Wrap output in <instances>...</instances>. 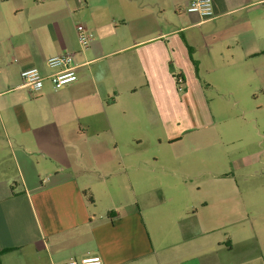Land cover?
<instances>
[{
    "label": "crops",
    "instance_id": "1",
    "mask_svg": "<svg viewBox=\"0 0 264 264\" xmlns=\"http://www.w3.org/2000/svg\"><path fill=\"white\" fill-rule=\"evenodd\" d=\"M189 2L0 0V264H264V0H213L208 19ZM62 52L87 62L75 82L23 85ZM233 108L204 136L239 152L230 192L164 162L148 200L141 109L179 143Z\"/></svg>",
    "mask_w": 264,
    "mask_h": 264
},
{
    "label": "rangeland",
    "instance_id": "2",
    "mask_svg": "<svg viewBox=\"0 0 264 264\" xmlns=\"http://www.w3.org/2000/svg\"><path fill=\"white\" fill-rule=\"evenodd\" d=\"M141 111L143 113L140 123L143 128L138 134L140 138L135 144L139 147L136 152L144 159L147 170L145 181L146 198L148 200L151 198L154 201L160 196L161 191L156 185L160 182L157 174L161 172V165L164 162H177L181 169L188 170L194 177L192 179H194L193 184L196 185V188L193 191L196 194L201 193V190L198 191L197 187L203 181L204 184H207L204 187L205 192L211 195L230 192L227 185H223V181L224 178L235 173L234 160L238 157L239 152L234 146H229L226 149L220 148L218 141H215L213 149L212 147L209 149L208 146H211V144H208L204 136L207 135V132L212 131L214 133L234 128L238 122L236 116L238 110L233 108L235 113L232 115L233 117H222V120L217 118L216 124L207 126L205 129L200 126L194 131H187L179 143L169 142L166 136V127L160 119L154 122L146 111L142 109ZM153 168H156V170L151 171ZM169 179L171 180V177ZM164 184V187L167 188L166 182Z\"/></svg>",
    "mask_w": 264,
    "mask_h": 264
},
{
    "label": "built area",
    "instance_id": "3",
    "mask_svg": "<svg viewBox=\"0 0 264 264\" xmlns=\"http://www.w3.org/2000/svg\"><path fill=\"white\" fill-rule=\"evenodd\" d=\"M187 10L198 12L206 19L214 17L213 0H190ZM76 29L81 47H88L94 38V33L81 22H77ZM86 63L85 60L78 58L75 52L55 54L48 59V64L55 69L54 71L43 74L37 67L26 68L21 71L23 85L38 91L44 87L46 80H50L55 89L63 88L78 79V69ZM178 81H182L181 76L178 77ZM60 264H104V261L99 254H94L81 259L74 258Z\"/></svg>",
    "mask_w": 264,
    "mask_h": 264
}]
</instances>
